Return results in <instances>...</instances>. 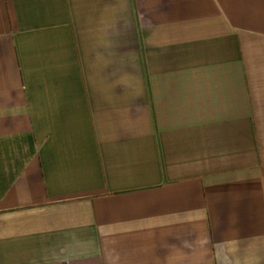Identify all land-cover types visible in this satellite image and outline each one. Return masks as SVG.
<instances>
[{
    "label": "crops",
    "instance_id": "obj_1",
    "mask_svg": "<svg viewBox=\"0 0 264 264\" xmlns=\"http://www.w3.org/2000/svg\"><path fill=\"white\" fill-rule=\"evenodd\" d=\"M0 264H264V0H0Z\"/></svg>",
    "mask_w": 264,
    "mask_h": 264
}]
</instances>
